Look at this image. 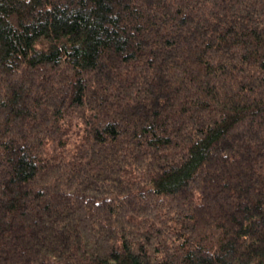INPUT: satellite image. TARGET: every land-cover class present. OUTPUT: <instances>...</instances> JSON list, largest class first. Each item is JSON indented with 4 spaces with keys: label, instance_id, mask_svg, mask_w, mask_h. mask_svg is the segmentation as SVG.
Returning <instances> with one entry per match:
<instances>
[{
    "label": "trees",
    "instance_id": "obj_1",
    "mask_svg": "<svg viewBox=\"0 0 264 264\" xmlns=\"http://www.w3.org/2000/svg\"><path fill=\"white\" fill-rule=\"evenodd\" d=\"M0 264H264V0H0Z\"/></svg>",
    "mask_w": 264,
    "mask_h": 264
}]
</instances>
